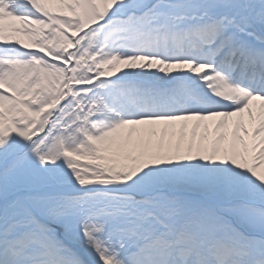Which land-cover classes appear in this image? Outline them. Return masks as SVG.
I'll use <instances>...</instances> for the list:
<instances>
[{
    "label": "snow or ice",
    "instance_id": "snow-or-ice-1",
    "mask_svg": "<svg viewBox=\"0 0 264 264\" xmlns=\"http://www.w3.org/2000/svg\"><path fill=\"white\" fill-rule=\"evenodd\" d=\"M0 264H264V0H0Z\"/></svg>",
    "mask_w": 264,
    "mask_h": 264
}]
</instances>
